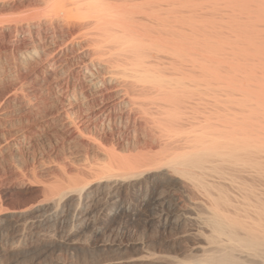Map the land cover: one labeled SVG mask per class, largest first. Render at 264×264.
Listing matches in <instances>:
<instances>
[{
  "label": "bare ground",
  "instance_id": "1",
  "mask_svg": "<svg viewBox=\"0 0 264 264\" xmlns=\"http://www.w3.org/2000/svg\"><path fill=\"white\" fill-rule=\"evenodd\" d=\"M34 1L0 10V40L11 36L30 93L48 109L62 102L53 133L95 159L56 165L37 204L3 210L0 242L50 223L69 249L101 211L123 209V189L142 202L171 185L193 198L186 217L164 219L193 226L182 255L116 245L101 264H264V0ZM22 85L1 100L14 150L31 139Z\"/></svg>",
  "mask_w": 264,
  "mask_h": 264
},
{
  "label": "rangeland",
  "instance_id": "2",
  "mask_svg": "<svg viewBox=\"0 0 264 264\" xmlns=\"http://www.w3.org/2000/svg\"><path fill=\"white\" fill-rule=\"evenodd\" d=\"M30 4H35V1L8 0L4 2L3 8L6 9L5 7H7L11 12L18 14L20 13L18 11H24L25 7ZM2 5L0 4L1 7ZM9 37L11 38V36ZM9 37L0 40V85L2 84L0 90L3 88L0 91V210L2 209L0 216L13 210V208L19 210L31 204H37L36 202L41 200L42 185L52 181V176L57 173L56 165L63 164L68 171H71L74 167L80 168L95 159V154H91L89 151L83 152L81 156H74L71 154L69 138L67 139L62 132L53 133L51 129L53 111L55 112L59 105L60 108L62 102L58 103L59 105L51 106L55 109L51 107L48 109L43 102L44 100L42 101L44 97H37L38 94L30 93L33 89L29 75L20 69L19 57L16 51L11 49ZM14 66H16L15 70ZM28 83L31 87L28 86ZM19 84H23L21 86L23 91L32 98V101H35L32 103L34 106L31 105L27 109L28 112L24 113L22 119V125H30L29 127L26 126V130L31 135L29 144L23 150H14L16 134L13 133L10 122L5 119L6 105L2 104L1 100L7 88H18L20 87ZM50 94L52 95V92ZM66 108L68 106H65ZM45 123L48 126L44 129H37L40 125H46ZM106 141L109 142V140ZM142 192L140 194L143 195L144 190ZM122 196L123 209L112 219L108 218L106 211H101L95 226L93 225L95 228L91 226L92 228L89 227V230L87 229L72 237L71 242H75V244L71 245L69 249L57 242V240H61L60 235L56 231L57 227L50 225V223L28 231L26 233L28 237L25 236L26 239L23 238V242L21 241L18 245L13 244L11 237H9L10 234H7L8 241L0 242V264H52L58 261L59 264L108 263L115 257L110 248L116 245L134 246L133 249L126 252V256L138 254L140 252L137 249L139 246H143L144 250L160 257L181 256V250L191 243L186 234L193 226L188 221H185L184 225H177L164 219L166 216L171 217L175 214L186 217L187 203L193 198L185 193L182 194L171 185H159L150 188V197L152 198H146L142 202L138 200L140 195L137 197L135 191L132 190L123 189ZM3 210H5L4 213ZM7 225H14V222L9 221L3 224L5 235L10 232L9 229V232L7 230ZM52 240L56 242L54 245ZM15 246L19 247L16 248Z\"/></svg>",
  "mask_w": 264,
  "mask_h": 264
}]
</instances>
